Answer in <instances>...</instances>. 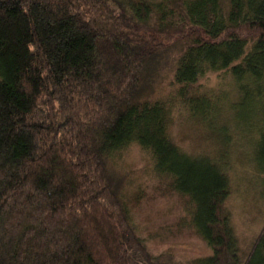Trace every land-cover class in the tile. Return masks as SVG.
Instances as JSON below:
<instances>
[{"label": "trees", "instance_id": "obj_1", "mask_svg": "<svg viewBox=\"0 0 264 264\" xmlns=\"http://www.w3.org/2000/svg\"><path fill=\"white\" fill-rule=\"evenodd\" d=\"M176 41L173 92L153 98ZM210 72L231 77L264 161V0H0V264H168L122 198L112 159L132 142L212 249L189 264H264V222L242 257L223 209L226 145L193 155L168 134L174 100L215 122L219 93L197 86Z\"/></svg>", "mask_w": 264, "mask_h": 264}, {"label": "rangeland", "instance_id": "obj_2", "mask_svg": "<svg viewBox=\"0 0 264 264\" xmlns=\"http://www.w3.org/2000/svg\"><path fill=\"white\" fill-rule=\"evenodd\" d=\"M129 13L126 10V15ZM169 46L159 59L157 80L151 89L153 98L167 99L174 89L172 67L182 43L176 41ZM223 73H207L197 83L207 93H219L222 109L211 114L215 122L210 124L189 114L187 107L174 100L167 130L181 149L193 155L205 153L218 158L226 145L224 166L230 193L223 209L243 257L264 222V161L259 158L255 135L235 126L236 112L231 103L237 94L231 77ZM112 164L125 176L122 198L151 254L168 264H189L212 253L190 222L189 200L171 187L167 176L154 169L148 150L129 143L113 156Z\"/></svg>", "mask_w": 264, "mask_h": 264}]
</instances>
